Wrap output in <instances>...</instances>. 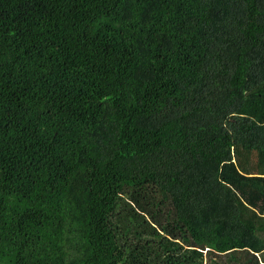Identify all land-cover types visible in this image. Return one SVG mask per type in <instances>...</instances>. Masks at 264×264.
<instances>
[{"label": "trees", "instance_id": "16d2710c", "mask_svg": "<svg viewBox=\"0 0 264 264\" xmlns=\"http://www.w3.org/2000/svg\"><path fill=\"white\" fill-rule=\"evenodd\" d=\"M0 264H264V0H0Z\"/></svg>", "mask_w": 264, "mask_h": 264}, {"label": "rangeland", "instance_id": "374dc122", "mask_svg": "<svg viewBox=\"0 0 264 264\" xmlns=\"http://www.w3.org/2000/svg\"><path fill=\"white\" fill-rule=\"evenodd\" d=\"M257 155L255 152H241L236 155V162L242 168L244 172H251L255 166Z\"/></svg>", "mask_w": 264, "mask_h": 264}]
</instances>
